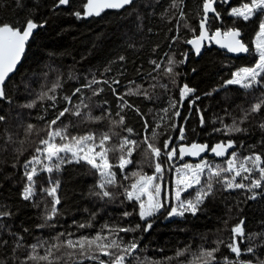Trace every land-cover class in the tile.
<instances>
[{
	"label": "trees",
	"instance_id": "trees-1",
	"mask_svg": "<svg viewBox=\"0 0 264 264\" xmlns=\"http://www.w3.org/2000/svg\"><path fill=\"white\" fill-rule=\"evenodd\" d=\"M85 2L70 0L67 7H61L58 0H0V24L23 30L30 19L42 25L17 72L5 84L7 98H0V116H4L0 121V213H9L0 215V264H47L28 259L32 244L51 241L60 232L74 233L73 239L91 237L105 223L123 228L140 225L135 231L120 232L118 236L107 229L104 232L109 240L119 242L123 238L125 244L138 241L139 247L126 258L127 264H201L196 259L201 249L216 247L219 251L214 254L213 264H260L264 261V182L252 191L230 190L214 179L211 195L204 199L200 210L174 219H168L167 209L173 207L169 201H165L160 213L141 219L140 202L128 201L123 194L135 182L131 173L155 174L157 160L147 147L149 143L161 149L158 162L164 169V185L170 191L174 169L164 154L165 141H170L169 149H177L175 159L179 162L191 161L179 157L183 144L200 143L211 148L230 140L235 146L229 148V155L210 153L205 158L221 167H226L233 151L239 159L254 155L264 159V83L247 89L226 84L235 71L253 67L259 59L253 44L259 31V14L244 21L229 13L231 8L249 0H218L216 11L220 16L210 18L209 31L240 29L241 39L250 51L233 57L210 45L197 59L187 41L199 33L205 0H137L121 11L78 18L75 13H83ZM169 67L172 72H168ZM92 80L98 83L87 87ZM184 85L194 91L182 96ZM77 88L81 91L76 92ZM129 89L138 94L128 95ZM93 90L99 94L93 95ZM65 97H70L71 103ZM125 102L131 107H125ZM257 103H262L260 111H252ZM29 104L34 106L27 107ZM65 108L70 112L49 127L50 121ZM77 110L80 116L72 114ZM89 113L103 118L89 119ZM120 116L124 117L123 125L115 123ZM29 125L34 127L29 130ZM226 125L242 131L229 133ZM65 127L69 137L94 133L97 142L101 134L107 133L111 140L106 146L116 148L109 153L114 165L121 154L119 144L123 138L136 140L133 163L123 170L114 167L116 183L101 189L97 170L86 162H68V156L59 171H40L34 176L33 195L25 200V164L38 155L36 149L43 147L41 141L48 137L50 128ZM127 128L133 131L129 133ZM182 128L185 139L177 142ZM126 175L130 178L124 179ZM222 175L231 177L229 173ZM259 175L253 171L249 180L240 178L238 183L248 185ZM204 179L206 176L202 177V184ZM53 181H59L56 195L60 204H55L54 197L45 191L54 186ZM103 191H109L111 197H103ZM189 192L194 195L195 189L183 193L182 198H192ZM253 192L257 198L250 199ZM53 207L57 212L47 219ZM124 212L131 215L124 216ZM241 221L244 236L234 237L232 229ZM89 222L93 227H77ZM149 222L152 227L145 231ZM45 224L54 226L39 227ZM233 238L241 248L239 257L227 247ZM247 247L254 251L247 252ZM38 251L44 254L43 248ZM68 251L62 248L55 252L63 257L57 264H76L77 257L69 259ZM178 251L183 254L178 256ZM100 259L108 257L100 255ZM83 264L98 262L85 259Z\"/></svg>",
	"mask_w": 264,
	"mask_h": 264
},
{
	"label": "snow or ice",
	"instance_id": "snow-or-ice-1",
	"mask_svg": "<svg viewBox=\"0 0 264 264\" xmlns=\"http://www.w3.org/2000/svg\"><path fill=\"white\" fill-rule=\"evenodd\" d=\"M223 3H227L228 0H222ZM59 5H68L69 0H58ZM133 3V0H87L85 8L87 9L85 15H100L101 11L106 8H123L125 5H130ZM216 3V0H205L203 4V10L207 14L208 12L214 13V19L219 18L220 13L216 11V8L213 7V4ZM230 15L242 18L244 21H248L254 15H257L259 22V33L256 39V50L259 53V59L253 67H244L240 68L237 72L233 74V78L226 81V84L240 85L243 88H251L254 84L264 83V0H249L248 3L242 4L240 7H233L229 13ZM75 15L79 18L81 13L77 12ZM208 24V16L205 15L201 22L200 27L203 29L201 34L193 40L187 41V43L195 46L196 53L199 54L203 42L207 39H215L217 43H220L222 47L227 48L231 52L236 53H247L250 51L248 46L243 42L239 37L241 36L240 29H231L223 34L221 37V32L217 29L213 36H209V29L206 27ZM32 20H28L23 27V30L19 26H13L8 23L0 24V98H7L5 92V81L8 79L9 74L12 73L17 64L20 62L21 57L25 51V44L28 41L29 37L32 35L33 30L41 27ZM194 31V30H193ZM123 60V57H120ZM184 61H181L183 63ZM153 64L156 61H152ZM174 63V61H170ZM168 72H172V68L169 67ZM98 83L96 80L90 81L86 86L91 87L92 84ZM107 83V81H105ZM114 83H119V81H114ZM76 92H80L81 89L77 88ZM99 91H103L100 89ZM115 92V89H112ZM194 91L193 89L188 88L187 85H184V89L181 93L182 96L187 95L188 93ZM99 94L97 90H93V95ZM128 95H136L138 91L134 92L129 89ZM119 99L123 100V96H120ZM69 103H71L70 97H65ZM264 103V101H262ZM262 103H257L253 106L252 111H260ZM34 105L29 104L27 107H33ZM125 107H131L125 102ZM77 109L79 105L76 106ZM139 112V109H136ZM70 112V109L65 108L59 113L56 119L50 121V125L56 124L57 120L60 117L64 116L65 113ZM73 115L80 116V111H75ZM179 115V113H175ZM119 115V113H117ZM42 118V117H41ZM89 119L101 120L103 117H92L91 114H88ZM4 120V116H0V121ZM116 124L123 125L124 117L120 116L119 121H115ZM201 123H203V118L201 117ZM34 126L29 125L28 128L31 130ZM229 133L236 131H242L238 127H229L225 126ZM261 128H264V124H261ZM127 132L131 133L133 130L131 128L126 129ZM217 131H220L217 129ZM67 128H61L59 130H52L48 133V138L43 139L41 144L44 145L43 148L38 147L36 152L39 155L34 156L31 161L28 163H41L40 157L43 156L45 160L48 161L47 164H43L41 171H46L52 173L54 170L59 171L60 165L66 162V157L71 155L72 159H75L76 162L83 160L93 169L97 170L101 179L99 187L105 189L107 185H113L116 183V172L112 171L114 167L123 170L127 165L132 164L131 159L135 146L137 144L136 140H131L128 137H124L119 144L120 155L118 156L117 164H112L109 160V153L116 151V148H109L106 146V142L111 140V137L107 133L101 134L98 139L94 133H89L83 136H71L67 134ZM155 135V133H153ZM59 137L61 141H66L62 143H56V138ZM11 139V137H9ZM147 139V138H145ZM180 139H185L183 130L180 132ZM170 141H165L164 149L165 155L168 160H171L173 157L177 156V149H169ZM234 141L221 142L217 143L215 146L209 148L207 144H197L192 143L190 146H182L179 148V157L183 158L185 155L189 156H200L201 153L211 152L216 156H226L229 155L228 149L234 148ZM148 149L151 150L152 155L156 158L157 162L155 163V172L160 175H146L140 174L137 172L131 173L132 177H136L135 182L130 185L129 188L124 189V195L128 201H139V216L141 219H147L148 217L153 216L155 213L159 212L161 209L165 208V201L160 199L162 185L159 183L163 179L164 169L159 163V157L161 156V149L154 146L153 144L147 145ZM99 149V151H97ZM64 154V155H61ZM237 153L233 151L230 154V158L225 162L226 167H221L220 165H211L207 159L201 160L200 163L196 165L184 164L182 169H177L178 178L176 179V190H175V199L178 202V207H171L167 209L168 216H181L183 217L185 212H190L193 215L200 210L199 206L204 202V199L207 196L211 195V190L213 187V180L222 183V185L227 189H243L247 188L249 191L253 189H258L262 187V182H264V167H261V164H264V159L260 155L248 156L244 160L239 162L237 166ZM71 162V160H68ZM249 162L251 167L248 166ZM28 167V164L25 165ZM207 169V173H206ZM259 172V178L252 179L251 183L245 185L244 183H237L236 177H242L244 180H249L250 174L253 171ZM36 168L33 167L30 172H25V175L29 181L28 187L24 189L23 198L28 200L33 195V177L36 175ZM223 173H234L231 178L222 175ZM248 173L249 175H244ZM202 184V177H205ZM129 176H125L124 179H129ZM54 186L45 189L48 195L54 197V203L60 204V199L56 196L57 188L59 187V181H53ZM189 189H195V194L193 195L189 192V196L192 198L182 197V193L188 192ZM207 189V190H205ZM100 195V193H97ZM109 191H103V197H111ZM146 197L145 199H142ZM256 193L253 192V195L250 199H255ZM57 212V209L53 207L52 214L47 217V219H52ZM0 215H9V213H0ZM124 216H129L131 213L124 212ZM94 219V217H93ZM73 223H76L75 221ZM52 227L54 225H40L39 227ZM78 228H91L93 225L89 223H79L77 224ZM140 225H136L135 228H123V227H110L107 223L101 225L100 231H98L94 236L82 235L77 239H73L74 233L64 232L58 233L56 236L52 237L51 241L49 240H39L38 243L32 244L30 247L32 249V254L29 255L28 259L33 261H46L47 264H57V261L63 259L62 256L58 257L55 255V252H59L62 248L68 249L66 253L67 257L71 259L76 256V264H83L85 259L97 261L98 264H127V257H131L135 250L139 247V243L136 240H133L128 243H124L123 238H120L119 242L116 239L109 240L108 235H105L104 232L107 229L109 233H114L117 236L120 232H131L138 229ZM152 227V223H147L144 230L147 231ZM233 234L235 236H244L243 221L239 225L235 226L233 229ZM64 237V239H61ZM251 239V237H249ZM223 243V241H218ZM19 247V245H17ZM227 247L231 252L235 253L237 257L241 255V248L238 243L233 242L227 244ZM39 248L44 249V254L41 255L38 251ZM115 249L116 251H113ZM187 251V249H185ZM219 251V247L213 249H201L200 255L196 258L201 262V264H213L216 260L215 253ZM247 252H253L252 247L246 248ZM108 257V260L100 259V255ZM183 253L178 251L177 255H182ZM227 259V258H225ZM231 264H251V261H233ZM260 264H264V261H261Z\"/></svg>",
	"mask_w": 264,
	"mask_h": 264
},
{
	"label": "rangeland",
	"instance_id": "rangeland-1",
	"mask_svg": "<svg viewBox=\"0 0 264 264\" xmlns=\"http://www.w3.org/2000/svg\"><path fill=\"white\" fill-rule=\"evenodd\" d=\"M258 33H259V31L257 32V34H256V36H255V38H254V41H253V44H254V50H255V52L258 54V56H259V53L257 52V50H256V39H257V35H258ZM238 71V70H237ZM237 71H235V72H237ZM234 72V73H235ZM238 86H240V85H238ZM241 87V86H240ZM52 130H57V129H54V128H50V130L49 131H52ZM181 130H183V134H184V128H182ZM48 138V137H47ZM179 141H181V139H180V134H179V138L177 139V142H179ZM56 143H62V142H66V141H61L60 140V138L59 137H57L56 138V141H55ZM43 147H44V145H43ZM42 147V148H43ZM229 150V149H228ZM97 151H99V149H97ZM211 153V152H210ZM209 153V154H210ZM213 154V153H212ZM38 155H39V153H38ZM61 155H64V154H61ZM68 156H70L71 157V155L69 154ZM176 157H173L171 160H169L170 161V164H171V166H172V168L174 169V173H173V182H172V187H171V191L170 190H168V188H166V186L164 185V182H163V179L161 180V181H159V183H161V185H162V191H161V196H160V199H162V200H164V201H166V202H171V204L173 205V207H178V202L176 201V199H175V190H176V179L178 178V173H177V169H182V167H183V165L184 164H186V163H188V164H192V165H196V164H198V163H200L201 162V160H203V159H201L200 161H185V162H179V161H177L176 159H175ZM229 158H230V156H229ZM228 158V159H229ZM40 159H41V161H43V164H47L48 163V161L47 160H45L44 159V157L43 156H41L40 157ZM204 159H207V158H204ZM227 159V160H228ZM32 160V159H31ZM30 160V161H31ZM226 160V161H227ZM242 160H244V159H237V166L239 165V162L240 161H242ZM71 161H75L76 162V160L75 159H72L71 158ZM207 161L211 164V165H213L212 164V162H211V160H209V159H207ZM29 162V161H28ZM26 163V164H28V167L26 168L25 166H24V169H25V172L27 171V172H30L31 171V169L33 168V167H35L36 168V175L41 171V169H42V167H43V164H41V163H35V162H33V163ZM81 162H84L83 160H81ZM25 164V165H26ZM214 166V165H213ZM248 166L249 167H251V163L249 162V164H248ZM261 167H262V164L260 165ZM60 167H61V165H60ZM255 171V170H254ZM44 172H46V171H44ZM256 172H258V171H256ZM48 173V172H47ZM206 173H207V169H206ZM49 174V173H48ZM229 174H231V176L234 174V173H229ZM154 175H160V174H157L156 172H155V174ZM244 175H249L248 173H244ZM250 177H251V174H250ZM34 178V177H33ZM229 178H231V177H229ZM240 178H242V177H236V182L238 183V180L240 179ZM102 179V178H101ZM28 185H29V181H28V179H27V185H26V187H28ZM33 187H34V184H33ZM234 189H236V188H232V189H230V190H234ZM259 189V188H258ZM189 190H191V189H189ZM188 190V191H189ZM32 191H33V189H32ZM185 193V192H184ZM57 196V195H56ZM182 196H183V193H182ZM182 198V197H181ZM142 199H145L146 200V197H143ZM183 199V198H182ZM162 211V209L159 211V212H157V213H155V214H158V213H160ZM185 213H187V212H185ZM154 214V215H155ZM148 218H150V217H148ZM147 218V219H148ZM174 218H181V216H168V219H174ZM145 220V219H144Z\"/></svg>",
	"mask_w": 264,
	"mask_h": 264
},
{
	"label": "water",
	"instance_id": "water-1",
	"mask_svg": "<svg viewBox=\"0 0 264 264\" xmlns=\"http://www.w3.org/2000/svg\"><path fill=\"white\" fill-rule=\"evenodd\" d=\"M135 1H137V0H133V3H134ZM69 2H70V0H69ZM217 2H218V0H216V3L213 4V7H214V8H216V4H217ZM86 3H87V0H86L85 4H86ZM130 5H131V4H130ZM130 5H125L123 8H119V9H116V8H106V9L102 10L101 13H100V15H98V16H97V15H91V16L85 15L87 9L85 8V5H84L83 13L81 14L80 17H81L82 19H91V18L99 17V16H101L104 12L109 11V10H113V11H121V10H123V9H125V8H127V7H129ZM59 6H61V7H67L68 5H59ZM203 12H204V11H203ZM205 15L208 16V24L206 25V27L209 29V27H208V26H209V20H210V18L214 15V13H212V12H208V13L206 14V13L204 12L203 17H204ZM203 17H202V18H203ZM200 22H201V21H200ZM202 31H203V29H201V27L199 26V33H198V35H196V36H195L194 38H192L191 40H193V39H195L197 36H199V35L201 34ZM36 32H37V28L33 30L32 35L29 37L28 41L26 42V44H25V51H24V53H23V55H22V57H21V60H20V62L17 64L15 70H14L12 73L9 74V77H8V79H6L5 84H6L7 81H8V80H9V79H10V78H11V77L17 72L18 68L20 67V65H21V63H22V61H23V59H24V57H25V55H26V53H27L28 45H29V43L31 42V40H32V38L34 37V35L36 34ZM220 32H221V37L223 38V34H224L225 32H224L223 30H220ZM214 33H215V32L211 33V32L209 31L208 34H209V36L211 37V36L214 35ZM239 38L241 39V36H240ZM187 45H188L189 48L192 50L193 54L195 55V57H196L197 59L200 58V57L202 56V54L204 53L206 47H207V46H210V45L216 47L217 49H220V50L224 51L225 53H227L228 55L233 56V57L245 56V55H247V54L249 53V52H247V53H243V52H242V53L231 52V51H229L227 48L222 47L220 43H217L215 39H207V40H205V41L203 42V46L201 47L199 54L196 53V49H195V46H194V45L189 44V43H187ZM246 46H247V45H246ZM248 48H249V47H248ZM197 144H200V143H197ZM182 146H190V145L183 144V145H181L180 147H182ZM209 153H210V152H204V153H201L200 156H189V155H185L183 158H180V159H182V160H191V161H200L201 159H204L207 155H209ZM213 154H214V153H213ZM256 198H257V195H256Z\"/></svg>",
	"mask_w": 264,
	"mask_h": 264
}]
</instances>
